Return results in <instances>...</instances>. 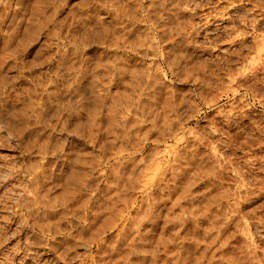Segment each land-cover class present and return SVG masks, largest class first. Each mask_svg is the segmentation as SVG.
I'll return each instance as SVG.
<instances>
[{
    "label": "clouds",
    "instance_id": "9594fccd",
    "mask_svg": "<svg viewBox=\"0 0 264 264\" xmlns=\"http://www.w3.org/2000/svg\"><path fill=\"white\" fill-rule=\"evenodd\" d=\"M0 264H264V0H0Z\"/></svg>",
    "mask_w": 264,
    "mask_h": 264
},
{
    "label": "rangeland",
    "instance_id": "374dc122",
    "mask_svg": "<svg viewBox=\"0 0 264 264\" xmlns=\"http://www.w3.org/2000/svg\"><path fill=\"white\" fill-rule=\"evenodd\" d=\"M237 239H240V238H237Z\"/></svg>",
    "mask_w": 264,
    "mask_h": 264
}]
</instances>
